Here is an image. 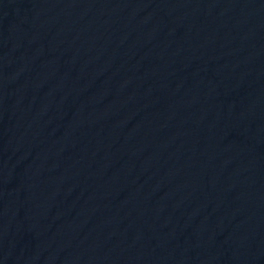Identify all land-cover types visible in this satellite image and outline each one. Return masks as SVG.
<instances>
[{"label":"water","instance_id":"1","mask_svg":"<svg viewBox=\"0 0 264 264\" xmlns=\"http://www.w3.org/2000/svg\"><path fill=\"white\" fill-rule=\"evenodd\" d=\"M0 264H264V0H0Z\"/></svg>","mask_w":264,"mask_h":264}]
</instances>
